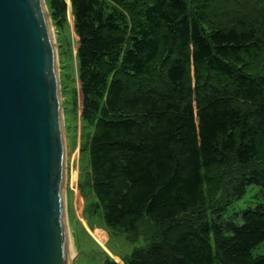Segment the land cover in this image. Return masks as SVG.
<instances>
[{
  "label": "trees",
  "instance_id": "obj_1",
  "mask_svg": "<svg viewBox=\"0 0 264 264\" xmlns=\"http://www.w3.org/2000/svg\"><path fill=\"white\" fill-rule=\"evenodd\" d=\"M70 4L96 206L157 229L124 264H264V0ZM48 8L61 24L65 0Z\"/></svg>",
  "mask_w": 264,
  "mask_h": 264
},
{
  "label": "water",
  "instance_id": "obj_2",
  "mask_svg": "<svg viewBox=\"0 0 264 264\" xmlns=\"http://www.w3.org/2000/svg\"><path fill=\"white\" fill-rule=\"evenodd\" d=\"M64 160L45 3L0 0V264H68Z\"/></svg>",
  "mask_w": 264,
  "mask_h": 264
},
{
  "label": "rangeland",
  "instance_id": "obj_3",
  "mask_svg": "<svg viewBox=\"0 0 264 264\" xmlns=\"http://www.w3.org/2000/svg\"><path fill=\"white\" fill-rule=\"evenodd\" d=\"M49 15V0H43ZM61 24H55L49 15L51 37L54 43L59 79L60 100L65 140L64 206L68 264H104L110 259L124 264L134 248L148 243L156 234V227L147 219L138 222L134 233L113 230L105 224L101 211L90 188L89 155L87 144L92 127L82 119L81 95L78 80V37L70 0ZM220 181V180H219ZM225 181V179H224ZM228 185V181H225ZM221 189L225 190V187ZM221 189L208 190L204 210L219 201ZM255 187L235 202L230 211L241 210L256 200Z\"/></svg>",
  "mask_w": 264,
  "mask_h": 264
},
{
  "label": "bare ground",
  "instance_id": "obj_4",
  "mask_svg": "<svg viewBox=\"0 0 264 264\" xmlns=\"http://www.w3.org/2000/svg\"><path fill=\"white\" fill-rule=\"evenodd\" d=\"M68 260H70V254H69V258H68Z\"/></svg>",
  "mask_w": 264,
  "mask_h": 264
}]
</instances>
